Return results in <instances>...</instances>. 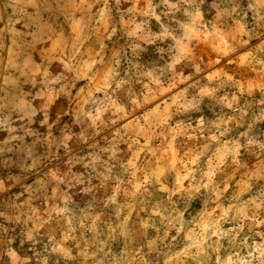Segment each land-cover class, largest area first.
Listing matches in <instances>:
<instances>
[{
    "label": "clouds",
    "instance_id": "clouds-1",
    "mask_svg": "<svg viewBox=\"0 0 264 264\" xmlns=\"http://www.w3.org/2000/svg\"><path fill=\"white\" fill-rule=\"evenodd\" d=\"M16 2L0 264H264V0Z\"/></svg>",
    "mask_w": 264,
    "mask_h": 264
},
{
    "label": "rangeland",
    "instance_id": "rangeland-1",
    "mask_svg": "<svg viewBox=\"0 0 264 264\" xmlns=\"http://www.w3.org/2000/svg\"><path fill=\"white\" fill-rule=\"evenodd\" d=\"M19 7H22V5L17 4L16 0H0V19L7 20L11 17H14ZM9 92L11 93V96L9 97V106H11V104L14 103L16 91L14 89H9ZM4 98L5 93L0 91V102H2ZM5 138V134L0 133V142H3ZM5 158L6 157L4 156H0V172L4 170L3 163Z\"/></svg>",
    "mask_w": 264,
    "mask_h": 264
}]
</instances>
